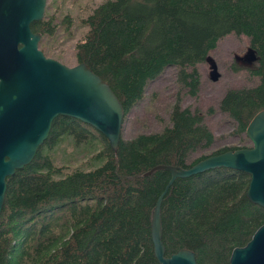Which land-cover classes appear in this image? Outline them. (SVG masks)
<instances>
[{
    "label": "trees",
    "instance_id": "16d2710c",
    "mask_svg": "<svg viewBox=\"0 0 264 264\" xmlns=\"http://www.w3.org/2000/svg\"><path fill=\"white\" fill-rule=\"evenodd\" d=\"M51 20L44 13L29 28L50 35ZM80 22L87 29L74 45L76 64H86L108 84L124 115L166 66L176 68L179 89L195 96L196 64L227 34L247 38L255 59L246 71L256 82L226 89L217 109L234 122L235 133H244L264 109V0H103ZM168 121L159 132L119 139L113 151L92 127L54 118L30 162L6 177L0 264H158L150 213L161 192L164 255L185 248L196 264H228L231 250L264 224V208L246 198L249 175L218 167L166 186L167 171L144 173L158 164L188 168L244 147L220 148L189 162L188 154L213 141L202 113L182 108L176 97ZM84 133L101 143L94 155L99 163L55 178L60 169L50 160L51 147L61 136L77 142Z\"/></svg>",
    "mask_w": 264,
    "mask_h": 264
},
{
    "label": "water",
    "instance_id": "95a60500",
    "mask_svg": "<svg viewBox=\"0 0 264 264\" xmlns=\"http://www.w3.org/2000/svg\"><path fill=\"white\" fill-rule=\"evenodd\" d=\"M45 4L46 0H0V211L6 177L30 162L57 116L92 127L113 151L119 142L124 114L108 84L86 64L66 66L45 58L38 49L39 34L29 24L43 17ZM248 51L246 61L251 63L255 58ZM212 74L215 79V72ZM244 134L251 143L248 148L209 155L188 168L158 164L144 175L167 171L168 186L175 178L218 167L239 170L249 175L246 198L264 208V109L251 117ZM162 195L157 196L150 213L152 254L158 264H196L193 252L185 248L164 255ZM228 264H264V224L244 246L231 250Z\"/></svg>",
    "mask_w": 264,
    "mask_h": 264
},
{
    "label": "rangeland",
    "instance_id": "374dc122",
    "mask_svg": "<svg viewBox=\"0 0 264 264\" xmlns=\"http://www.w3.org/2000/svg\"><path fill=\"white\" fill-rule=\"evenodd\" d=\"M102 1L46 0L44 13L52 17V25L56 26L51 38L41 40L43 45L47 44L50 55L66 66L76 64L74 45L87 29L80 20ZM66 23L69 25L65 29ZM248 50L247 38L243 35L221 37L205 60L196 64L198 86L195 96L179 89L176 68L166 66L160 75L146 83L142 98L123 116L119 139L127 140L137 134L161 131L169 123L168 114L177 97L182 108L197 109L202 113V121L213 135L212 143L188 154L187 161L220 148L250 147L245 134L235 133L234 122L217 109V102L226 89L250 86L256 82L246 71L247 66H251L246 61ZM212 71L215 72V79L211 78ZM90 136L84 133V137L77 142L73 136H61L59 142L51 147L48 152L50 160L60 169L55 178L74 169L88 170L99 163L94 155L100 150L101 143Z\"/></svg>",
    "mask_w": 264,
    "mask_h": 264
},
{
    "label": "flooded vegetation",
    "instance_id": "af4514ba",
    "mask_svg": "<svg viewBox=\"0 0 264 264\" xmlns=\"http://www.w3.org/2000/svg\"><path fill=\"white\" fill-rule=\"evenodd\" d=\"M50 28H52V33L50 35L45 34L44 36H42L39 32H36L39 34L38 49L42 52V54L45 58H50V59H53V60L61 63L55 56H52L49 54L47 44L43 45V42L41 41L43 38H47V37L51 38V36L54 35L56 26H50ZM61 64H63V63H61Z\"/></svg>",
    "mask_w": 264,
    "mask_h": 264
},
{
    "label": "bare ground",
    "instance_id": "6f19581e",
    "mask_svg": "<svg viewBox=\"0 0 264 264\" xmlns=\"http://www.w3.org/2000/svg\"><path fill=\"white\" fill-rule=\"evenodd\" d=\"M262 122V121H261Z\"/></svg>",
    "mask_w": 264,
    "mask_h": 264
}]
</instances>
